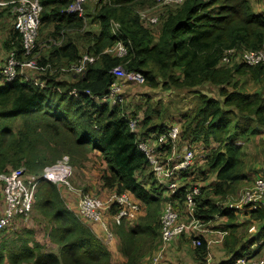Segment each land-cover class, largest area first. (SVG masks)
<instances>
[{
	"label": "trees",
	"instance_id": "16d2710c",
	"mask_svg": "<svg viewBox=\"0 0 264 264\" xmlns=\"http://www.w3.org/2000/svg\"><path fill=\"white\" fill-rule=\"evenodd\" d=\"M95 1L86 0L82 19L66 12L73 0H39L42 10L35 51L40 43L49 46L48 58L41 56L39 64L68 68L83 55L97 60L71 80H58L60 74L39 76L43 83L39 85L25 81L24 74L11 82L0 77V173L23 167L40 177L44 168L63 157L74 171L91 164L98 194H128L142 208L136 220L112 229L123 259L119 264H142L154 256L164 200L129 130L136 113L125 116L122 106L99 103L96 98L113 81L110 71L121 67L128 75H140L151 89L194 91L197 105L181 117L180 132L182 138L210 149L205 170L196 172L195 161L183 176L177 197L182 203L186 187L197 186L201 195L195 217L202 223L227 218L223 245L229 260L220 264L258 257L264 244L253 253L251 245L264 240V207L250 212L259 229L246 246L232 212L219 208L217 199L223 202L235 194L245 185L247 174L260 171L261 165L253 164L264 163V150L255 146L264 138V96L244 94L239 87L242 77L264 82V64L247 67L232 62L223 67L220 62L226 51L262 47L264 17L254 12L248 0H185L178 8L164 9L153 33L143 26L137 11L153 6L154 0ZM4 8H0V19L11 7ZM117 41L127 48L122 59L104 54ZM4 48L21 55V38L14 28ZM205 85L216 88L217 95L208 98L196 91ZM142 117L141 135L164 132L165 115L160 111L148 105ZM239 141L242 145H237ZM251 150L255 153L249 154ZM210 175L215 182L204 188ZM32 211L46 222L48 240L59 248V258L42 253L33 239H18L1 243L0 264L4 259L8 264H114L107 246L66 207L59 187L40 181ZM194 253L196 264L206 263L203 241Z\"/></svg>",
	"mask_w": 264,
	"mask_h": 264
},
{
	"label": "built area",
	"instance_id": "2783aa9c",
	"mask_svg": "<svg viewBox=\"0 0 264 264\" xmlns=\"http://www.w3.org/2000/svg\"><path fill=\"white\" fill-rule=\"evenodd\" d=\"M85 1L73 0L66 11L67 14L77 15L83 19ZM184 1L155 0L154 4L159 11L166 8H178ZM7 6L11 7L9 12L12 17V26L21 38V55L18 57L13 52L8 53V57L0 69L2 80L11 82L25 72L42 77L57 74L80 76L86 66L97 60L94 56L83 55L68 68L53 67L50 64L41 66L39 64V51H35L42 10L39 0L0 1V8ZM155 14L149 10L137 12L139 20L149 27L159 25L161 16ZM115 28L116 32L118 26L116 25ZM58 44L53 43V45ZM104 54L122 59L127 56V48L121 41H117ZM232 62L247 67L264 64V44L257 51H226L221 59V66H229ZM110 74L113 81L107 91L100 97H96L99 103H109L110 106L119 105L123 102V91L117 83L118 81L127 80L138 83L143 80L138 74L128 75L121 67L114 68ZM41 84L43 83L40 82L39 85ZM86 93L90 95L88 92ZM129 130L135 134L137 148L147 159L148 170L156 187L161 189L164 200L159 218V242L162 245L171 243L177 237L194 228L200 221L195 217V212L198 210L197 198L201 195L199 187L187 186L184 191L183 205L189 214L187 218H184L174 206V201L178 198V191L181 189L183 176L192 169L196 161L195 152L192 148H188L180 157H177L174 148L180 137L176 127H170L167 132H151L148 135H141L139 120L131 119ZM170 146L172 147L171 152ZM70 175L71 168L67 157H63L55 164L44 168L40 177L28 174L23 167L0 173V187L4 203V211L0 215V233L8 230L17 217L27 222L35 203L36 189L40 181H46L68 192L77 193V217L91 231L100 234L106 245H109L115 238L112 231L113 227L134 221L142 213L141 206L128 194H110L106 199H103L91 194L75 192L68 181ZM262 200H264V179L258 178L251 187L243 189L235 199L225 201L221 207L233 211L237 208L256 206ZM192 243L195 248L200 246L199 239H195ZM162 259L163 252L160 249L149 264H163ZM232 264H264V260L243 257L238 258Z\"/></svg>",
	"mask_w": 264,
	"mask_h": 264
},
{
	"label": "crops",
	"instance_id": "0c3cea01",
	"mask_svg": "<svg viewBox=\"0 0 264 264\" xmlns=\"http://www.w3.org/2000/svg\"><path fill=\"white\" fill-rule=\"evenodd\" d=\"M86 2V1H85ZM248 2L250 3L251 7L253 8L254 12L258 15H261L264 17V6H259L258 5V0H248ZM10 10V9H9ZM164 10V9H163ZM10 14V12H9ZM11 15V14H10ZM12 18V17H11ZM143 26L147 29H150L153 33L157 32V26L156 27H149L147 25ZM13 31V26L10 20H8V23H6V21L3 19L0 20V69L2 68V66L4 65L7 57H8V53L10 51H7L4 48V44L9 40L10 35ZM49 55V50L46 47L45 50L43 49L42 54L39 51V57H44L45 59L48 58ZM24 78L25 81H28L27 78L25 76H22ZM33 78L28 81V82H34L36 79L34 76H32ZM63 77H59L58 80H62ZM65 80H69L64 78ZM121 81V80H120ZM121 82L125 83V87H123L122 91L124 92V88H126L127 86L130 85H138L141 86L143 85V80L140 82H131V81H127V80H123ZM240 83V92L244 93V94H263L264 96V82L262 83H254L251 80H249L246 77H242L239 81ZM251 86H255L254 90L251 93L246 92V88ZM246 92V93H245ZM195 96V95H194ZM196 97V96H195ZM173 127L178 128L179 130V141L176 142L175 144V148H174V152L176 153L177 157H180L184 151L188 148H192L195 152L196 155V164H195V171H204L205 170V162H206V158L209 154V149L205 148V146L199 142V143H191L190 141L182 138V133L181 131V123H178L177 125H171ZM237 145H242V142H238ZM214 146H211V148H213ZM171 146H170V152H171ZM164 149H168V148H164ZM203 153L205 155H203ZM260 169V171L258 172H252L251 174H249L247 176V181L245 183V188H249L253 185L254 181L258 178H263L264 179V163H261V166L258 167ZM213 175L209 176L208 181L203 182V186L204 188H207L210 184L215 182V177H212ZM248 182V183H247ZM181 186H183V183L181 182ZM59 192L60 195L62 197V199L64 200L66 207L77 217V202H78V194L77 193H72V192H68L63 188H59ZM229 197L226 198V200H224L223 202L220 201L219 199H217V204L219 206V208L221 207V204L224 203L225 201L229 200ZM180 198H177L174 201V206L175 208L183 215L184 218H187L189 215L187 213V210L185 209L183 202L180 203ZM215 201V199H214ZM260 207H264V200L258 202L256 204V206L253 207H245V208H237L234 209L233 211H229L232 212L233 216H234V224H236L239 227V233L242 234L243 236H245V245L248 246L249 243L246 242L247 240H253L255 238V235L257 233V230L259 229L258 225L254 222H252L251 218H250V212L258 209ZM33 210V209H32ZM227 210V209H226ZM4 211V203H3V196H2V191H1V187H0V215L3 213ZM38 223V224H43V227L41 228L42 230L46 231V239L48 241V243L50 244V247L47 250H44L41 246V252L44 254H53L55 257L59 258V248L53 244H51L48 240L47 237V232L48 229L46 227V222L43 221V223L40 221L38 214H36L34 211H31V214L27 220V223L30 222V219H32ZM22 221V218L17 217L14 220V224L17 221ZM33 220V222H34ZM227 223V218L226 217H214L212 220L206 222V223H202L201 221H199V223L192 228L190 231L186 232L185 234L177 237L173 242L171 243H167L165 245H162L160 242H157V246H156V250L153 253L154 255L158 252V250L162 249L163 252V259L162 262L163 264H196V256L194 253V249H196L193 246V241L195 239H199L201 241H203L206 244V250H207V256H206V260H205V264H220L224 261L229 260L226 255V250L224 249V239L227 236V232L224 231L225 225ZM93 232V231H92ZM30 236H32L31 232H28ZM93 234L104 243V239L100 234H97L95 231L93 232ZM19 239V238H18ZM17 239V240H18ZM16 238L13 239L11 234L6 231L3 234H0V245L1 243L5 242L7 244L17 241ZM115 238L114 240L109 244V245H105L107 246V248L109 249L110 252V256H111V260L114 264H119L120 262L123 261V259L119 256L118 252H117V242H115ZM37 241H35L36 243ZM264 244V240L259 241V244H253L251 245V252H255L256 247L258 245L262 246ZM29 247V246H28ZM31 248V247H29ZM261 251H264V247L261 249ZM153 256V255H152ZM147 257L142 261V264H149L151 261V258ZM3 264H8L6 259H4ZM18 264V263H16ZM23 264V263H22Z\"/></svg>",
	"mask_w": 264,
	"mask_h": 264
},
{
	"label": "rangeland",
	"instance_id": "374dc122",
	"mask_svg": "<svg viewBox=\"0 0 264 264\" xmlns=\"http://www.w3.org/2000/svg\"><path fill=\"white\" fill-rule=\"evenodd\" d=\"M87 2L91 4H95L96 1L87 0ZM154 3H155V0H154ZM257 3L259 6H264V0H258ZM1 8H4V7H1ZM144 9L149 10L152 14L156 13L155 15H158V16H161L164 12L163 9L158 11V8L155 7V4H153V6L152 5L149 6L148 9L143 8L139 11H142ZM1 19L2 20L4 19L6 23H8V20H10L12 23L11 15L7 12L2 15ZM46 47H49V46H47L45 43H40L38 45V51H40V53L42 54L43 49L45 50ZM24 76L27 78L28 81H30L33 78L32 76H34L36 79L34 83L40 84L38 75L25 72ZM71 76L72 75H69V74H62L63 78H66L69 80H71ZM121 81H118L117 83L123 89V87H125V83ZM254 88L255 86L250 87L249 85V87H247L245 91L248 93H251L254 90ZM196 91L207 96L208 98H213L217 95V89L209 85H205L201 88H198L196 89ZM193 92L194 91H191V92H168L166 91L164 92L160 88L151 89L147 87L145 84L141 86L130 85L124 88V92L122 95L123 102L122 104H119V105L124 108V113L126 115H130L135 112L136 113L135 119L140 120V122L143 119L142 114L143 112H145L148 105L151 106L152 110L160 111V113L165 115V119L163 121V126H164L163 130L164 132H167L168 130H170V127H173L171 125H174V124L177 125L178 123L182 124L181 117L184 114L191 111L192 109H194L195 106L197 105V98L195 97L196 94H194ZM154 121H158V120L155 119ZM259 141L262 144V146L259 142H257L255 146L260 148V150H264V138L261 136L259 138ZM254 153L255 152L251 150L249 154H254ZM203 155L205 154L203 153ZM259 165L261 164L260 163L253 164V166H259ZM248 175L249 174H247V176ZM68 181H69L70 186L73 188L75 192L91 194L96 197H102L103 199H106L109 196L106 194H102V196L101 194H98L96 190V187L98 186V178L91 164L86 165V167L82 170L77 171V169H75L74 171L72 169L71 175ZM86 188H89V189L87 190L88 192L85 193L84 189ZM243 189H245V185L239 188L238 190H236L235 194L230 195L229 199H235ZM33 220L30 219V222L28 223L24 220L22 221L19 220L15 222V224L13 223L12 226L6 231H8L11 234L13 239L16 238V240L18 238L21 239L22 241H28L30 239H33L34 241H37L36 243L39 246H41L44 250L48 251L50 244L48 243L46 239V231L41 229L43 227V224H38L35 220L33 222ZM6 231L0 234L5 233ZM28 232H31L32 236H30ZM29 247H31V245H29ZM261 258H263L264 260V251L262 254H260L258 257L254 259L261 260Z\"/></svg>",
	"mask_w": 264,
	"mask_h": 264
}]
</instances>
